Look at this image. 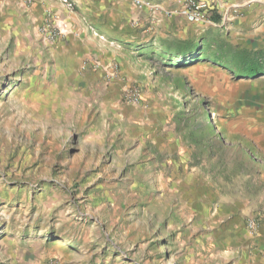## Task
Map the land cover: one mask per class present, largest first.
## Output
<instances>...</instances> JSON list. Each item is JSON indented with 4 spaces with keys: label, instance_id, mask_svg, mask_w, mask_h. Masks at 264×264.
I'll return each mask as SVG.
<instances>
[{
    "label": "rangeland",
    "instance_id": "1",
    "mask_svg": "<svg viewBox=\"0 0 264 264\" xmlns=\"http://www.w3.org/2000/svg\"><path fill=\"white\" fill-rule=\"evenodd\" d=\"M106 10L0 0V264H264V22L129 49Z\"/></svg>",
    "mask_w": 264,
    "mask_h": 264
},
{
    "label": "crops",
    "instance_id": "2",
    "mask_svg": "<svg viewBox=\"0 0 264 264\" xmlns=\"http://www.w3.org/2000/svg\"><path fill=\"white\" fill-rule=\"evenodd\" d=\"M135 0H103L108 10L106 14L118 15V27L115 36L112 39L119 41L126 48L133 49L136 47L131 40H123L121 37L134 38L133 34L141 31L147 32L149 28L159 27L160 22L167 21L170 31L172 33L182 32L185 18L181 14V2L184 0H139L141 2L149 3L150 7L144 9H137L133 3ZM213 3L212 11L208 18L210 22L222 27L223 16H228L233 24L231 27L236 28L237 31L248 29L250 27L259 26V23L264 22V0H202ZM108 12V13H107ZM134 22V23H133ZM258 22V24H255ZM264 27V26H263ZM135 28V30L133 29ZM132 43V44H130ZM140 43V42H138ZM131 45V46H130ZM134 45V46H132ZM114 55L104 50L100 53L103 62H109ZM122 65V69L129 76L134 79L140 76L132 71L126 70V61L121 56H117ZM137 75V76H136Z\"/></svg>",
    "mask_w": 264,
    "mask_h": 264
},
{
    "label": "built area",
    "instance_id": "3",
    "mask_svg": "<svg viewBox=\"0 0 264 264\" xmlns=\"http://www.w3.org/2000/svg\"><path fill=\"white\" fill-rule=\"evenodd\" d=\"M135 4L140 9L150 7L149 3L141 2L139 0H135ZM212 9H214L213 3L210 1L184 0L181 2V14L189 24H210L218 27V25L210 22V19L208 18L209 13L212 11ZM227 21L228 16H223L222 23L225 24L227 23ZM250 227L253 228L254 224L251 223Z\"/></svg>",
    "mask_w": 264,
    "mask_h": 264
},
{
    "label": "trees",
    "instance_id": "4",
    "mask_svg": "<svg viewBox=\"0 0 264 264\" xmlns=\"http://www.w3.org/2000/svg\"><path fill=\"white\" fill-rule=\"evenodd\" d=\"M164 54H167L169 58V62H171L170 65L175 66L176 59L185 58V60L182 62V64L179 65V67H184L189 64H192L194 62L199 61V55L202 54V51L199 47H196L195 45H192L190 43H180L176 44L171 48H168V51H165ZM174 57V59L171 58ZM176 58V59H175ZM261 64H253L249 68H247L245 74L248 78H251L252 75L260 73L262 71L261 69H264V66H259Z\"/></svg>",
    "mask_w": 264,
    "mask_h": 264
}]
</instances>
